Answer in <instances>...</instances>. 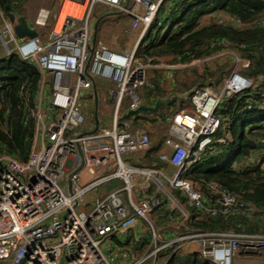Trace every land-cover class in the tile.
Listing matches in <instances>:
<instances>
[{"label": "built area", "instance_id": "1", "mask_svg": "<svg viewBox=\"0 0 264 264\" xmlns=\"http://www.w3.org/2000/svg\"><path fill=\"white\" fill-rule=\"evenodd\" d=\"M161 2L70 0L73 8L60 24L55 23L44 36L37 33L22 39L0 9L4 56L16 55L33 64L39 74L35 98L26 109V118L33 122L28 157L21 162L0 152V264H113L103 246L127 233L126 240L130 237L136 243L135 247L123 243L121 256L127 264H170L177 253L210 264H233L236 258L264 263V234L182 232L190 217L188 208L198 219H226L248 206L215 182L186 178L191 165L203 156L218 154L219 147L227 144L226 133L214 137L222 101L245 93L251 96L244 109L264 111V74H248V59L224 49L182 65L186 68L224 56L231 61L215 84L195 87L188 105L171 111L157 153L163 165L155 168L136 160L145 156L151 143L146 131L133 127L134 115L122 117L142 104L139 92L151 72L160 69L152 58L136 57V50ZM62 8L63 4L60 12ZM97 9L129 19L125 33L133 38L129 49L113 50L98 40L89 54ZM42 12L35 21L40 27L47 16L45 12L39 21ZM208 19L239 31L253 25L264 29V16L247 24L225 14ZM180 66L170 64L166 69ZM91 79L96 91L100 90L97 81L110 84L106 92L110 116L97 109L94 132ZM82 107L89 108L86 116ZM250 126L263 128L255 139L260 151L254 155L263 165L264 120ZM77 145L83 163L70 177V194L68 176L80 162ZM114 181L122 186L106 190ZM161 210L165 221L156 224L153 215Z\"/></svg>", "mask_w": 264, "mask_h": 264}, {"label": "trees", "instance_id": "2", "mask_svg": "<svg viewBox=\"0 0 264 264\" xmlns=\"http://www.w3.org/2000/svg\"><path fill=\"white\" fill-rule=\"evenodd\" d=\"M28 1L0 0V9L15 16L23 15L22 7ZM216 14L232 16L246 24L252 23L264 16V0H162L138 44L136 57L152 58L156 63L164 57H172L174 62L189 64L230 49L251 62L248 74H264V29L253 25L239 31L215 22L201 26L204 18ZM188 68L190 70L174 74V85L169 92L162 91L156 79L150 80L142 88L143 93L142 90L139 92L141 102L151 105L159 98H168L166 106L145 117L150 123L157 119L164 121V112L168 108L176 102L184 104L195 87L215 84L224 71V66L217 65L212 68L204 66L201 72ZM38 79L39 74L33 64L20 60L16 55L0 56V152L21 162L26 161L32 141L33 122L26 118V109L32 106ZM22 86L24 88L20 91ZM250 96L239 94L221 102L217 110L221 121L214 137L226 133L227 144L219 147L218 154L203 156L186 173V178L191 181L219 184L237 194L238 200L248 206L233 211L226 219H198L197 213L188 208L190 217L183 233L264 234V175L260 172L263 160L256 162L254 157L260 151L255 139L262 134L263 128L250 126L255 121L264 120V111L244 109ZM141 117L138 116L136 121ZM239 121L243 125L237 134ZM147 134L151 143L150 150L145 154L147 166L159 168L163 164L157 158V153L165 135L150 139L149 132ZM174 194L179 197L178 193ZM155 214L154 222L164 223L163 210ZM170 264L210 263L177 253Z\"/></svg>", "mask_w": 264, "mask_h": 264}, {"label": "rangeland", "instance_id": "3", "mask_svg": "<svg viewBox=\"0 0 264 264\" xmlns=\"http://www.w3.org/2000/svg\"><path fill=\"white\" fill-rule=\"evenodd\" d=\"M45 3H47L49 0H43ZM60 1V2H59ZM151 1H156V0H151ZM36 2L37 0H31L29 2H26L23 7V15L25 17V19L28 22V25L32 28H34V30L38 33L41 34L42 36L46 35L50 29H52V27L54 26V24L56 23L57 26V18H58V14L60 12V6L61 4H65V2H69L70 0H54V4L52 5V8H46L43 9V11L47 12V16L46 19L44 21V25L43 26H37L35 24V21L38 18L39 12L40 10H33L34 7H36ZM110 13H114L113 11H107V10H100L97 9L96 12L94 13L95 15V21H99L98 24V28H97V39L100 40L101 43H103L104 45H106L108 48H111L113 50H118V51H123L126 48H130L133 45V38L130 40L125 33L128 31L129 29V19L125 16V15H120V17L116 16V15H110L107 16L106 14H110ZM4 55V51L2 49V47L0 46V56ZM230 56H224V57H220L217 60H212L211 62H204V63H200V64H194L190 67H192L194 70H196L197 72H201L204 66H209L210 68L214 67V66H224V71L227 69L228 63L230 64ZM158 66L160 67L159 70H156L155 72H151V74L156 73L157 75L160 76V79L162 77V79H167L168 82H164L162 85L166 86L167 91H169L172 86H173V82L175 79L174 74L176 73H180L183 71H188L190 70V68H185L183 67L182 63H178V62H174L172 60H168L166 57L160 59L157 62ZM170 64H180V68L175 69V70H168L166 69V67ZM191 68V69H192ZM223 71V72H224ZM97 83L103 84L100 85V90L98 92V110H103V114L104 116H110V109H109V105H108V100H107V89L110 88V84L106 83L104 81H97ZM144 89L142 90L143 93ZM83 102V101H81ZM189 100L187 99L184 104L181 105V103L176 102L173 106H171L170 108H168L166 110V112H164V118L165 120L162 121L161 119H157L156 121H154L153 123H150L142 114H135L133 116V121L135 120V124L132 125L135 129L137 130H144L146 132H149V136L150 139L153 137L154 139L160 137V136H164L169 124V116L172 110H174L176 108V106L180 105V106H185L188 105ZM87 104H89V102H87ZM93 101L90 103L89 107L92 109L93 108ZM89 108L86 107H82V113L84 114V116H86L87 111ZM138 116H142L140 118V120L136 121V118ZM226 126L228 124H225ZM241 125H243V123L241 121H239L236 125L237 127V134L240 133L241 130ZM224 128V127H223ZM248 128V127H247ZM159 152V151H158ZM141 158V159H140ZM136 160L140 161V162H144L146 163V165H148V163L146 162V158L144 157H140ZM140 159V160H139ZM150 166V165H149ZM261 169L262 172H264V165H261ZM122 183L119 181H114L111 184H109L108 186H106V190H110L113 187H121ZM97 191V190H96ZM156 214L153 215V218H155ZM126 241V236L122 237V242ZM110 241L107 242V244H105L103 246L104 251H106L108 249V247L110 246ZM130 243L132 244V246H136V243L134 241H130ZM109 256L114 259L117 255L113 256V252L109 254ZM241 260L242 262H244L243 264H264L263 262H258V261H253V260H245L242 258H236L235 260ZM148 264V263H146Z\"/></svg>", "mask_w": 264, "mask_h": 264}, {"label": "water", "instance_id": "4", "mask_svg": "<svg viewBox=\"0 0 264 264\" xmlns=\"http://www.w3.org/2000/svg\"><path fill=\"white\" fill-rule=\"evenodd\" d=\"M107 16L110 15H121L120 13H110V14H106ZM6 17L8 18L9 22L13 25V30L14 33L16 35L17 38L22 39V38H32L35 37L37 35V32L34 30V28L30 27L28 25L27 20L25 19L24 16H15V14L11 13V12H6ZM99 21H96L94 23L93 26V32H92V37H91V46L89 48V54L92 53V48L93 45L96 42V37H97V28H98V24ZM92 80V79H91ZM92 99H93V108H92V113H93V124H94V129L93 132L96 130L97 127V109H98V96H97V91H96V87H95V82L94 80H92ZM168 102V98L165 100H161V99H157L154 104L152 106H146L141 104L138 108H136L133 111H129L127 114H125L122 119H129L132 115L135 114H152L155 113L161 106L163 103H167ZM87 125H92L90 122V119H87L86 121ZM86 127L83 128V131L85 132ZM77 151H78V155H79V165L78 168L73 171L71 174H69L68 176V192L71 194V181H70V177L72 174H74L76 171H78L81 167H82V153L80 150L79 145H77Z\"/></svg>", "mask_w": 264, "mask_h": 264}, {"label": "crops", "instance_id": "5", "mask_svg": "<svg viewBox=\"0 0 264 264\" xmlns=\"http://www.w3.org/2000/svg\"><path fill=\"white\" fill-rule=\"evenodd\" d=\"M31 1V0H30ZM29 2V1H28ZM60 2V1H59ZM55 2H54V0H49L47 3H45L43 0H37V2H36V7H34L33 8V10H40V9H46V8H52V5L54 4ZM41 11V10H40ZM114 13H116V12H114ZM41 15H42V13H41ZM41 15H40V17H39V19L41 18ZM19 16H22V15H19ZM116 16H118V17H120V15H116ZM209 22V19H208V17H206V18H204L203 20H202V24H201V26H205V25H207V23ZM95 23V22H94ZM93 26H94V24H93ZM92 32H93V27H92ZM96 41H98V39L96 38ZM100 41V40H99ZM168 60H173V58L172 57H166ZM187 68V67H186ZM155 72V71H154ZM163 77V76H162ZM162 77H161V79H160V76L159 75H157L156 73H153V74H150V78H149V81L150 80H152V79H156V82L161 86V84H163V81L165 82H168V80L167 79H162ZM161 83V84H160ZM99 85V84H98ZM100 85H103V84H100ZM99 85V86H100ZM173 85H174V82H173ZM173 87V86H172ZM161 89H162V91H164V92H169V91H171V89L169 90V91H167V89H166V86L165 85H162L161 86ZM99 98V97H98ZM159 99H161V100H165V99H167V98H159ZM143 105H146V106H152L151 104H147V103H142ZM166 104L167 103H163L162 104V107H164V106H166ZM144 117H147V116H149L150 114H142ZM263 165H264V163H263ZM260 172L261 173H263L262 172V169L260 170ZM133 234L135 235L136 234V230L133 232ZM125 236H127V238H128V236H129V233H127L126 235H124V237ZM122 237L123 236H119L118 238H112V240H110V246L108 247V249H107V251H106V256H107V259L110 261V262H112L113 264L115 263V264H127V261L126 260H124L123 259V257L121 256V251H122V248L124 247V244L123 243H126V242H129L130 243V241H131V239H130V237H129V239H130V241H129V239L128 240H126L125 242H122ZM135 242V241H134ZM113 252V256H115V255H117L114 259H112L110 256H109V254L110 253H112ZM182 255V254H181ZM184 256V255H183ZM244 262H242L240 259L239 260H234L233 261V264H243Z\"/></svg>", "mask_w": 264, "mask_h": 264}, {"label": "bare ground", "instance_id": "6", "mask_svg": "<svg viewBox=\"0 0 264 264\" xmlns=\"http://www.w3.org/2000/svg\"><path fill=\"white\" fill-rule=\"evenodd\" d=\"M72 8H73V6H72L71 3H69V2H65L64 6H63V8H62V10H61V12L59 13L58 18L56 19V20H57V24H60V23H61V21L63 20V17H64L65 14H66V11H67L68 9H72ZM76 8H77L78 10H82L83 7H76ZM44 16H45V12H42V15H41V18L39 19V21H41V20L44 18Z\"/></svg>", "mask_w": 264, "mask_h": 264}]
</instances>
